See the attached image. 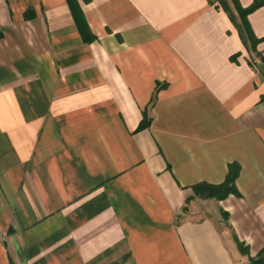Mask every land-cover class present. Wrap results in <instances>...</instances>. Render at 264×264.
<instances>
[{"label":"crops","instance_id":"crops-1","mask_svg":"<svg viewBox=\"0 0 264 264\" xmlns=\"http://www.w3.org/2000/svg\"><path fill=\"white\" fill-rule=\"evenodd\" d=\"M253 3L0 0V264H264Z\"/></svg>","mask_w":264,"mask_h":264},{"label":"trees","instance_id":"trees-1","mask_svg":"<svg viewBox=\"0 0 264 264\" xmlns=\"http://www.w3.org/2000/svg\"><path fill=\"white\" fill-rule=\"evenodd\" d=\"M262 4H264V0H254V3L252 4V6H250V8H248L247 11L253 10ZM150 124H151V119H148L147 113H145L144 119L141 122L139 128L142 129V128L149 127ZM239 172H240V166L236 165V164H231L229 166V170H228V174L226 176V179L223 183L216 185V184L201 182V183H198V184L193 186L194 191L199 196L215 197L218 200H222L230 194L238 195L239 191H238V188L236 185V180L238 178ZM192 199H193V197H189L186 202L188 203ZM186 209H187V207H186ZM223 213H224L225 217L228 216V213H226L225 211ZM235 238H236V241L238 243L240 250L243 253L247 254L248 253V247L245 246V244L242 241H240L237 236H235ZM262 260H263L262 257H260L255 262H262Z\"/></svg>","mask_w":264,"mask_h":264}]
</instances>
